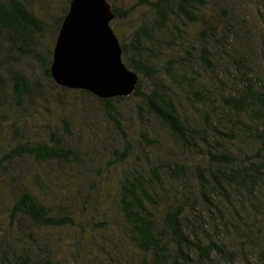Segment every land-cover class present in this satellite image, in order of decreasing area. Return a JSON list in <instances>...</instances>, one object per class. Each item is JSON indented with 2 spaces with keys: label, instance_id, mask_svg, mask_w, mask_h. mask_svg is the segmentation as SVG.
Segmentation results:
<instances>
[{
  "label": "trees",
  "instance_id": "16d2710c",
  "mask_svg": "<svg viewBox=\"0 0 264 264\" xmlns=\"http://www.w3.org/2000/svg\"><path fill=\"white\" fill-rule=\"evenodd\" d=\"M69 2L55 19L54 36ZM145 3L150 22L132 31L129 43L121 42V58L138 78L128 97L137 98L142 119L166 133V144L152 126L141 130L135 152L140 163L125 170L112 207L122 222L111 219L99 231L102 240L88 243L77 234L67 257H58L32 238L33 247L14 242L0 227V264H264V84L253 75L250 60L253 52L264 60V34L254 40L248 28L253 22L242 14L249 4L264 24V0ZM111 9L113 21L131 12ZM3 30L11 40L25 41L41 34L44 23L26 0H0ZM50 49L42 60L51 79ZM140 74L148 78L145 90ZM22 88L18 96L26 93ZM57 88L92 96L116 123L113 104L128 98L102 100ZM121 137L123 150L130 151L129 137L123 132ZM26 153L38 161L66 156L47 145ZM10 216L36 230L77 226L73 219L53 217L29 192L16 197Z\"/></svg>",
  "mask_w": 264,
  "mask_h": 264
},
{
  "label": "rangeland",
  "instance_id": "374dc122",
  "mask_svg": "<svg viewBox=\"0 0 264 264\" xmlns=\"http://www.w3.org/2000/svg\"><path fill=\"white\" fill-rule=\"evenodd\" d=\"M106 1L113 8L131 10L127 18L110 22L119 44L129 43L131 32L143 21L150 22L145 0ZM64 4L65 0H26L28 9L44 23L43 32H35L25 41L11 40L6 30L0 32V227L7 231L6 235L9 232L8 238L14 242L30 247L37 243L55 251L58 257H67L77 234L83 233L88 243L91 238L102 240L99 231L111 219L122 222L119 209L112 207L125 170L140 163L135 152L140 147L141 130L152 126L165 144L167 137L160 128L139 116L138 100L133 96L113 104L119 111L116 123L105 116L97 99L78 91L58 89L46 77L42 58L48 48L52 54L55 19ZM249 6H242V14L252 20L248 28L257 41L264 34V24ZM210 14L215 21V14ZM197 30V26L191 27L189 32ZM250 60L253 75H257L260 85L264 84V60L254 52ZM16 74L20 81L14 79ZM139 77L143 79L141 90H145L148 78L144 74ZM23 86L26 93L18 96ZM121 132L129 137L130 151L123 150ZM43 145L66 156L38 161L26 153L27 149ZM23 192H29L40 204L49 207L53 217L73 219L77 223L75 230L68 227L36 230L26 219L11 217V206ZM97 193L99 198L89 203L88 198ZM162 213L163 210H158V214ZM31 238L36 243L29 242Z\"/></svg>",
  "mask_w": 264,
  "mask_h": 264
},
{
  "label": "water",
  "instance_id": "95a60500",
  "mask_svg": "<svg viewBox=\"0 0 264 264\" xmlns=\"http://www.w3.org/2000/svg\"><path fill=\"white\" fill-rule=\"evenodd\" d=\"M114 14L106 0H70L52 50L49 75L68 90L108 100L128 97L138 78L122 62L110 27Z\"/></svg>",
  "mask_w": 264,
  "mask_h": 264
}]
</instances>
